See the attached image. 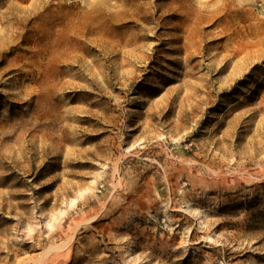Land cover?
I'll return each instance as SVG.
<instances>
[{
  "label": "rangeland",
  "instance_id": "obj_1",
  "mask_svg": "<svg viewBox=\"0 0 264 264\" xmlns=\"http://www.w3.org/2000/svg\"><path fill=\"white\" fill-rule=\"evenodd\" d=\"M0 264H264V0H0Z\"/></svg>",
  "mask_w": 264,
  "mask_h": 264
},
{
  "label": "bare ground",
  "instance_id": "obj_2",
  "mask_svg": "<svg viewBox=\"0 0 264 264\" xmlns=\"http://www.w3.org/2000/svg\"><path fill=\"white\" fill-rule=\"evenodd\" d=\"M96 1V0H95ZM101 1V0H100ZM98 3H100V2H98ZM101 4V3H100ZM98 6H99V4H98ZM98 6H95V5H93L92 7H91V10H90V12H97V13H100V12H102L101 10V8H100V6L98 7ZM105 9H103V11H104ZM106 12V11H105ZM104 13V12H103ZM98 15V14H97ZM116 15V14H115ZM117 17V16H116ZM95 219V218H94ZM90 221H93V220H90Z\"/></svg>",
  "mask_w": 264,
  "mask_h": 264
}]
</instances>
